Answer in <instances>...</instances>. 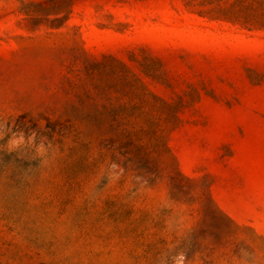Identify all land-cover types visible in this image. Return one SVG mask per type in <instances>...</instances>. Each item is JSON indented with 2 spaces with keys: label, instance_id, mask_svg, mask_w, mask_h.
<instances>
[{
  "label": "rangeland",
  "instance_id": "374dc122",
  "mask_svg": "<svg viewBox=\"0 0 264 264\" xmlns=\"http://www.w3.org/2000/svg\"><path fill=\"white\" fill-rule=\"evenodd\" d=\"M0 264H264V0H0Z\"/></svg>",
  "mask_w": 264,
  "mask_h": 264
}]
</instances>
